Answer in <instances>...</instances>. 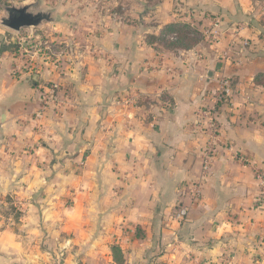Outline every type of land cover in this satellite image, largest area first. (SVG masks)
I'll return each mask as SVG.
<instances>
[{"label": "crops", "instance_id": "1", "mask_svg": "<svg viewBox=\"0 0 264 264\" xmlns=\"http://www.w3.org/2000/svg\"><path fill=\"white\" fill-rule=\"evenodd\" d=\"M173 2L137 0L122 20L104 5L88 10L87 28L75 8L87 38L71 60L22 59L0 32V199L23 214L8 220L23 229H0V264L37 255L38 239H86L98 259L103 241H117L128 264H264V214L248 164L264 172V0H186L183 10ZM179 11L193 12L201 31L203 15L218 17V40L203 36L176 53L146 42ZM222 79V145L200 181L207 139L196 115ZM52 93L57 106L43 108Z\"/></svg>", "mask_w": 264, "mask_h": 264}, {"label": "rangeland", "instance_id": "2", "mask_svg": "<svg viewBox=\"0 0 264 264\" xmlns=\"http://www.w3.org/2000/svg\"><path fill=\"white\" fill-rule=\"evenodd\" d=\"M159 1L145 0V3L148 6H154ZM173 1L175 9L183 10V5L186 0ZM104 5L107 7V13L119 20L123 19L125 10L128 7L130 10L137 9L136 7H138L137 0H8L6 5L0 10V18L4 16V11L7 8L29 6V11L31 12L41 10L49 12L53 21L42 22L36 28H23L19 32L11 31L0 25V32L5 35V49H7V53L14 55L16 53L22 59L29 58L36 63L38 60L54 62L59 56H66L68 60H71L74 56L75 44H84L87 38L82 34L79 35L76 30V26L79 24L78 21L74 20L75 18L72 16L74 13L72 14V11L79 7L84 10L83 18L85 19L81 22L87 28L91 22V16H93L92 12L89 13L88 10L96 9L97 11H101ZM178 13L180 16H184L187 23L191 26L197 25V20L193 12L182 13L179 11ZM206 16L203 15L202 18ZM202 18L201 23L204 24L202 27L204 30L207 21ZM196 27L199 28V24ZM78 36L79 38H77ZM7 198L0 199V229H23L22 225L8 224L9 219H11L10 222H18L23 214L20 211H16L13 208V200L9 198L10 201H8ZM33 245L36 246L35 250L38 251V254L29 256L20 264H111L109 261L110 257L112 259L111 247L117 245L120 248L117 241L111 242V244L103 241L102 245L104 246L100 251L103 257L98 259L92 256V250L94 248L92 250L90 249L93 244L90 246L89 241L86 239L79 243L73 240L65 242L50 239V241L44 242L38 239ZM121 252L123 254V264H128L127 255H125L122 249ZM196 264L199 263L196 262Z\"/></svg>", "mask_w": 264, "mask_h": 264}, {"label": "built area", "instance_id": "3", "mask_svg": "<svg viewBox=\"0 0 264 264\" xmlns=\"http://www.w3.org/2000/svg\"><path fill=\"white\" fill-rule=\"evenodd\" d=\"M203 20L207 21L206 28L203 30L202 34L206 38V40L211 42H216L220 36V19L215 16H206L202 18ZM200 58V56H197ZM163 58L160 59V62ZM55 74L57 76L62 74L61 68L56 67ZM229 83L227 80H220L218 84V89L213 95L212 99L209 102L204 103L201 108L197 112V119H198V126L201 128L203 134L206 136V145L202 155V172L200 181L205 180L207 175L209 174L210 166L213 163L214 155L216 152V148L222 145L221 134H220V126L217 121L218 115V105L222 102L224 96H226L227 88ZM43 105L45 108L46 105L50 103L53 106H57L58 101L56 100L55 96L52 94H47L42 97ZM224 104V103H223ZM226 104V102H225ZM59 106V104H58ZM40 110L38 113L35 114L36 118H39L41 115ZM229 151L235 158H238L239 161L243 163H248L247 159L239 153L232 152L229 148ZM251 166V171L253 173V178L256 183L257 187V199L255 201L256 208H259L264 214V172L263 170L258 167L256 164L248 163ZM83 167V163L80 164ZM200 183H194L190 185L191 191V198L193 203L198 202L201 198L200 192ZM188 207L181 209L179 216L184 217L187 214Z\"/></svg>", "mask_w": 264, "mask_h": 264}, {"label": "trees", "instance_id": "4", "mask_svg": "<svg viewBox=\"0 0 264 264\" xmlns=\"http://www.w3.org/2000/svg\"><path fill=\"white\" fill-rule=\"evenodd\" d=\"M8 0H0V10L6 5ZM263 1V0H254ZM198 25V22H197ZM197 25L191 26L187 23L184 16L177 14V18L173 23L166 24L161 30L160 37H154L148 35L146 42H155L162 46L164 50L174 52L186 51L196 47L199 43L204 40L201 29L197 28ZM227 97L224 96L222 102L219 103L220 107L226 102ZM111 254L113 262L116 264H123V254L121 249L114 245L111 247Z\"/></svg>", "mask_w": 264, "mask_h": 264}, {"label": "water", "instance_id": "5", "mask_svg": "<svg viewBox=\"0 0 264 264\" xmlns=\"http://www.w3.org/2000/svg\"><path fill=\"white\" fill-rule=\"evenodd\" d=\"M29 6L7 8L0 18V25L14 32L23 28H36L42 22H52L50 13L46 11L31 12Z\"/></svg>", "mask_w": 264, "mask_h": 264}]
</instances>
